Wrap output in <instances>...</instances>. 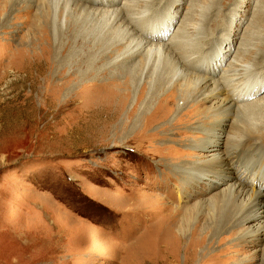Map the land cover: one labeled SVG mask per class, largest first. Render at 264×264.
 Returning <instances> with one entry per match:
<instances>
[{
	"label": "rangeland",
	"instance_id": "rangeland-1",
	"mask_svg": "<svg viewBox=\"0 0 264 264\" xmlns=\"http://www.w3.org/2000/svg\"><path fill=\"white\" fill-rule=\"evenodd\" d=\"M65 1L0 0V264H264V236L245 235L257 221L246 219L234 196L223 198L233 204L234 224L211 232L206 204L229 184L215 188L194 174L230 153L235 171H251L246 188L260 194L264 215V0H127L128 19L112 18L108 28L100 16L86 21L82 6H116ZM111 24L126 27L130 41L163 44L156 79L173 58L165 50L178 46L179 66L218 81L231 109L247 101L253 109L236 125L235 113L223 118L213 102L187 103L177 87L152 94L148 69H133L144 52L126 58ZM83 25L103 26L114 45L106 52L87 44L95 55L107 54L97 72L83 77L74 63L56 71L57 48L74 47ZM79 51L77 62L88 60ZM217 128L220 151L213 155L200 144ZM224 128L242 139L226 140ZM197 204L199 215L181 234V215Z\"/></svg>",
	"mask_w": 264,
	"mask_h": 264
},
{
	"label": "bare ground",
	"instance_id": "bare-ground-1",
	"mask_svg": "<svg viewBox=\"0 0 264 264\" xmlns=\"http://www.w3.org/2000/svg\"><path fill=\"white\" fill-rule=\"evenodd\" d=\"M78 4L81 3L78 2L79 0H75ZM106 2H104V0H87L88 3H92V4H98L100 3L103 6L106 5H112V6H116L113 9H99L98 6H93V5H86V6H82L86 8V14L84 15V19L86 21H88L89 19H95L98 16H100L101 18L99 19L103 25L104 28L107 27L109 25V23H111L110 21H112L111 19L113 18L114 23L117 24V22H119V20L128 19V15L129 12L131 11V7H133L132 3L128 2L126 3L127 0H105ZM130 1H134V0H130ZM228 1V0H227ZM139 2V1H138ZM149 2H151V5H155L158 1L157 0H149ZM179 2V1H178ZM66 7L69 6L70 4V0H66ZM137 3V2H136ZM159 3V2H158ZM84 5V4H81ZM148 5V4H146ZM45 8V7H44ZM94 8V9H93ZM68 9V8H67ZM136 9V8H135ZM137 10V9H136ZM49 12V11H48ZM100 12V13H99ZM136 12V11H135ZM142 12V11H141ZM140 13V12H138ZM43 14V13H42ZM142 14L144 15L145 13L142 12ZM189 14V13H188ZM46 15V14H45ZM44 15V16H45ZM48 16V15H47ZM176 16L175 14H173L171 16L170 19H174ZM209 17V16H208ZM142 19V18H141ZM97 20V19H96ZM46 21V20H45ZM49 21V20H48ZM98 21V20H97ZM208 21V20H207ZM100 22V23H101ZM131 22V21H130ZM213 22V21H212ZM46 24V22H45ZM211 24V23H210ZM208 25V24H207ZM75 24H73V26H69L68 29L73 30L74 29ZM102 26V25H101ZM100 26V27H101ZM113 26L112 24L110 25V27ZM118 26V25H117ZM122 26V25H120ZM116 27L114 25L113 31L115 36H117L116 39V43H122L126 49L123 53L125 54L126 58H131L133 59V56H135L136 54L138 55L140 52H144V58L142 62H138L133 66V69H138V75L142 74L146 69H148L145 78H151L152 80H155V85H152L153 88V92L152 94H154L155 92H162L164 91L166 84L168 87L167 91H170L171 88H178V90L180 91V97L182 99L188 100L187 103L190 102H194L195 106H199L200 102L204 101V102H213L214 104V108L217 111H221L224 112L223 118L225 116H227V114H232L235 113V118H233V124L238 125V120H239V115L241 116V113H243L246 109L248 110L250 107L252 108V106H254L253 104H248L246 101L245 104H239L237 107H234L233 109H231V107L233 106V104H230V106H228V104L230 103L229 101H232L230 98H228L225 94V92L223 91L222 88H218L217 87V83L218 81H216L215 79L213 80L212 77H204L202 76V74H199L198 72H196L199 75L196 74H192L191 72L186 71L184 68H182L181 66H179L178 63H176L177 58L176 52H180V48L178 46L175 47H171L170 49L167 48L165 50V53L167 52L169 55V59L172 60L169 61L167 63V69L164 70V73L167 72V75L163 78H159L155 77L154 72L157 66H159V63H161V56L163 54V44H157L154 43L153 44H149L146 43L147 41H144L143 38H138L137 37H133L132 41H130L131 39H128V37H126L127 35H130V32L128 31V29L126 27H124L125 29H121V27ZM128 26V25H127ZM79 27V25L77 26ZM83 27H86L87 30H81V32L79 33L80 37V41L77 40V36L73 37L74 39V47H70L68 48V50L65 48V45L61 42H59L60 44H63V46H59L57 48V66L55 69H57L56 71L62 70L64 69V67L66 65H69L71 63H74V66H76L79 69V72L81 73V75L87 76L90 75L92 72H95L96 69V65L99 62V60H102L106 57L107 54H104L102 56L99 55H95L92 50H87L88 48L86 47L87 44H91L93 43V47H102L105 46V51L107 52V50L109 49L110 45L113 46L114 44H112V42L109 43L110 40H112V38L114 39V37H110L109 33L104 32L103 31V26L101 27L100 30L98 31H94L92 30L90 26H85L83 25ZM200 27V26H198ZM108 28V27H107ZM150 28V27H149ZM189 28V27H188ZM191 28V26H190ZM201 28V27H200ZM204 28V27H203ZM66 29V30H68ZM121 29V30H120ZM143 29V28H142ZM183 29H185L183 27ZM187 29V28H186ZM192 29V28H191ZM209 29V28H208ZM65 30V31H66ZM148 30V29H147ZM202 30V29H201ZM61 31V30H60ZM69 31V32H70ZM108 31V30H107ZM186 31V30H185ZM194 31V30H193ZM67 32V31H66ZM111 32V31H110ZM126 32V33H125ZM208 32V31H207ZM60 33V32H59ZM165 33L164 30H162L161 32H159V36L156 40H161L163 37V34ZM178 33V32H177ZM185 33V32H184ZM197 33V31H196ZM112 34V33H111ZM187 35V34H186ZM194 35V34H193ZM57 36V35H56ZM61 36V35H60ZM86 36H88L86 38ZM68 37V35H67ZM183 38L181 30H179V38ZM58 38V37H57ZM173 38V37H172ZM178 38V41H179ZM187 38V36H186ZM89 39V40H87ZM200 39V38H199ZM202 39V38H201ZM64 40V39H63ZM62 40V41H63ZM115 40V39H114ZM176 40V39H175ZM57 41V40H56ZM155 41V40H154ZM185 41H187L185 39ZM197 41V40H196ZM195 41V43H196ZM180 42V41H179ZM113 43H115V41H113ZM202 43V42H201ZM54 44V42H53ZM88 44V45H89ZM101 44V45H100ZM110 44V45H109ZM189 44V43H188ZM199 44V42L197 43ZM72 45V44H71ZM205 42H203L201 45H197L198 48H196V52L197 53H201L203 52V48H204ZM67 46V45H66ZM119 46V45H118ZM123 46V47H124ZM244 46V45H243ZM50 47V46H49ZM89 47V46H88ZM181 47L183 48L184 45ZM195 47V46H193ZM54 48V47H53ZM73 48V49H72ZM76 48L80 49L76 50ZM186 48V47H185ZM56 49V48H55ZM113 49V48H112ZM194 49V48H192ZM122 50V49H121ZM48 51V50H47ZM67 51V55L65 56L64 52ZM77 51L79 52H83L86 53L88 60L85 58L81 59L80 62H77L78 56H80L81 54H79ZM186 51V50H185ZM97 53V51L95 52ZM114 53V52H112ZM184 53V52H183ZM194 53V52H193ZM64 54V55H63ZM100 54V53H99ZM190 55V54H189ZM82 56V55H81ZM184 56V55H182ZM120 57V56H119ZM125 57L121 59V61H124L122 63H126ZM191 57V56H190ZM189 57V59H190ZM84 60L86 61L85 67L82 66V64H84ZM176 60V61H175ZM108 61V60H107ZM234 61V60H233ZM236 61V60H235ZM234 61V62H235ZM55 62V63H56ZM88 62V65H87ZM102 62V61H101ZM112 62V61H111ZM104 63V62H103ZM131 63V62H130ZM237 63V61H236ZM240 63V62H238ZM52 64V63H51ZM109 64V63H108ZM233 64V63H232ZM56 65V64H55ZM130 65V64H129ZM181 65V64H180ZM208 65V63H207ZM94 66V67H93ZM117 66V65H116ZM149 68H146L148 67ZM185 66V65H184ZM211 66V65H210ZM129 66L124 65L121 67L122 71L124 72L125 70L127 71V69ZM141 67V68H140ZM187 67V66H186ZM246 67V66H245ZM94 68V70H93ZM100 68V67H99ZM188 68V67H187ZM237 68V66H236ZM52 69V68H51ZM103 69V67H102ZM241 69V68H240ZM72 70V69H71ZM70 70V71H71ZM97 70H101V69H97ZM234 71V70H233ZM236 71V70H235ZM238 71V70H237ZM236 71V72H237ZM247 71V70H246ZM97 72V71H96ZM193 72V71H192ZM207 72V71H206ZM205 72V73H206ZM105 73V72H104ZM242 73V72H241ZM54 74V72H53ZM55 74L57 75V73L55 72ZM76 74V72H75ZM98 75V74H97ZM134 75H136V72L134 73ZM229 75V74H228ZM237 75V74H236ZM45 76V75H44ZM235 76V75H234ZM49 77V76H48ZM66 77V76H65ZM76 77V76H75ZM162 77V76H161ZM223 77V76H222ZM47 78V77H46ZM90 78V77H89ZM174 78H176L175 82H172L174 80ZM227 78V77H226ZM235 78V77H234ZM193 81L194 79V83H196L195 87H192V85H194V83L191 81ZM178 80H185L186 83L181 84L180 86L178 85ZM228 80V78H227ZM45 81V80H44ZM52 81V80H51ZM59 81V80H58ZM63 81V80H62ZM66 81V80H65ZM110 81V80H109ZM188 81V83H187ZM191 81V83H189ZM211 81V84H208V82ZM64 82V81H63ZM69 82V81H68ZM88 82V81H87ZM112 82V81H111ZM172 82V85H169ZM231 82V81H230ZM246 82V81H245ZM61 83V82H60ZM223 84V83H222ZM230 84V83H229ZM233 84V83H232ZM55 85V84H54ZM62 85V84H61ZM198 85V86H197ZM212 86L210 90L207 91L206 87L207 86ZM227 85V84H226ZM234 85V84H233ZM208 86V87H209ZM236 86L238 87V84L236 83ZM248 86V85H247ZM56 87V86H55ZM236 87V88H237ZM250 87V86H249ZM105 88V87H104ZM151 88V89H152ZM110 89V88H109ZM231 89V88H230ZM111 90V89H110ZM241 90V89H240ZM261 90H263V86L261 85L259 87V89H257L256 91L259 93ZM59 91V90H58ZM105 91V90H104ZM175 91V90H174ZM248 91V90H247ZM96 93V92H95ZM151 94V95H152ZM109 95V94H108ZM107 95V96H108ZM168 95V94H167ZM170 95V94H169ZM105 97V96H103ZM110 97V96H109ZM158 97V96H157ZM98 98V97H97ZM100 99V98H99ZM111 100V99H110ZM250 100V99H249ZM108 101V100H107ZM255 102V101H253ZM119 104V103H118ZM236 106V105H235ZM163 109V108H162ZM231 109V110H230ZM253 109V108H252ZM158 110V109H157ZM177 110V109H176ZM190 111V110H189ZM193 112V111H192ZM198 112V111H197ZM137 113V112H136ZM162 115V114H161ZM195 115V114H194ZM128 116V115H127ZM232 116V115H231ZM165 117V116H164ZM145 118V117H144ZM217 127H219V124H217ZM226 125V122L223 124V126ZM225 129V128H224ZM216 130H218L216 132ZM221 130L220 129H215L213 130L209 135L210 136H206L205 139L203 140V142L200 144L202 148H207L208 150L213 151V155H218L217 154V150H219V144H217V141H220L221 139ZM223 132L225 133V139L226 138H231L232 139H238L241 140V136L239 135L240 131L236 130L232 133H228L226 135V129L223 130ZM231 134V135H229ZM229 135V136H228ZM249 135H247L248 137ZM227 140V139H226ZM233 141V140H232ZM226 142V141H225ZM236 144V142H234ZM225 145V144H224ZM234 145V144H233ZM233 147V146H232ZM231 147V148H232ZM210 148V149H209ZM223 149V148H222ZM220 151V150H219ZM223 153H226L223 152ZM242 154V153H241ZM250 155V154H249ZM231 154L227 153L226 155L223 156H213V160L214 162L212 164L209 165H203V167H201L198 171L199 174L197 173L198 171H196V175H198L196 178L198 179H203L206 180L207 182H211L212 186L215 188L220 187L222 184H229V188H228V192L225 191L222 194L216 195L217 198L213 199L211 201L208 202L207 208L209 210V213L211 214V223H210V228H211V232L213 233H220L222 230L227 229V228H231L232 224H234L233 220H234V214L232 212V207L233 204H231V201H226V203H224V197L226 196H234L235 201L240 202L239 204H236L235 206H238L237 208L240 209L241 211H244L245 213H248L246 219L250 218V221H254L257 223L254 224L252 227L248 228L247 233L245 232V235H251V236H259V240L263 239L262 237L264 236V220L261 219V217H264L263 215V207L261 205V203L259 202V197L260 194H258L255 191H250L247 190L246 188V179L248 178V175H251V171L249 169H244V170H237L235 171L233 167H231L228 164V161L231 160ZM243 157V156H242ZM246 157H248L246 155ZM245 159V158H244ZM243 159V160H244ZM244 162H246L248 165H250L253 169L256 170H261V168H258L256 166V163L252 160V159H246L244 160ZM256 176H259V174H256ZM231 182H228V181ZM258 181H257V185L258 186ZM226 190V189H225ZM248 194V195H247ZM247 200V202L249 203H244V201ZM198 205V204H197ZM202 205V203H201ZM201 205L197 206L194 209H187L184 210V212L186 214L181 215L180 219H179V232L181 234L185 229L186 226L189 224V222H193L195 219L194 217L192 218V214L195 212L196 215H199V211L201 210ZM205 205V206H206ZM204 206V207H205ZM200 208V209H199ZM206 209V208H205ZM199 210V211H198ZM204 211V210H203ZM236 212V211H235ZM237 214V213H236ZM196 218V217H195ZM209 219V218H208ZM256 220V221H255ZM237 221V220H236ZM207 222V221H206ZM238 223V222H237ZM178 224V223H177ZM209 226V225H208ZM174 227H175V223H174ZM188 227V226H187ZM253 228V229H252ZM177 229V228H176ZM178 230V229H177ZM191 232V231H190ZM193 234H195V231H193ZM249 235V236H250ZM258 240V241H259ZM192 243V242H191ZM188 246V245H187Z\"/></svg>",
	"mask_w": 264,
	"mask_h": 264
}]
</instances>
